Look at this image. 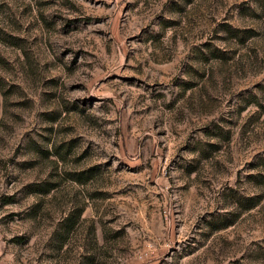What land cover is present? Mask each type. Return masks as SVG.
Masks as SVG:
<instances>
[{
  "label": "rangeland",
  "instance_id": "374dc122",
  "mask_svg": "<svg viewBox=\"0 0 264 264\" xmlns=\"http://www.w3.org/2000/svg\"><path fill=\"white\" fill-rule=\"evenodd\" d=\"M0 264H264V0H0Z\"/></svg>",
  "mask_w": 264,
  "mask_h": 264
}]
</instances>
